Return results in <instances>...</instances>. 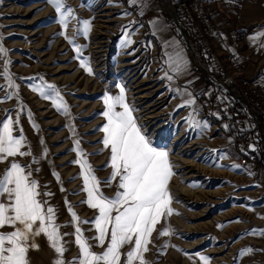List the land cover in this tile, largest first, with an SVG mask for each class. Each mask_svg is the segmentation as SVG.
Wrapping results in <instances>:
<instances>
[{
    "label": "rangeland",
    "instance_id": "374dc122",
    "mask_svg": "<svg viewBox=\"0 0 264 264\" xmlns=\"http://www.w3.org/2000/svg\"><path fill=\"white\" fill-rule=\"evenodd\" d=\"M165 1L168 9L161 0H140L136 4L129 0H64L66 7L62 11L70 6L74 16L68 18V27L62 28L59 14L47 0H0V44L8 50L6 56L0 55V122L9 117L15 121L19 114V124L13 123V135L19 137L22 132L26 138L22 150L31 152L0 162V173L13 160L26 171L31 170V179L39 186V198L46 207L54 208L61 234H69L63 236V259L73 261L79 250L69 205L81 220L91 221L98 214L83 203L87 194L83 191L80 165L75 163L80 157L74 149L86 154L84 158L101 181V191L113 196L118 179L110 186L103 183L112 169L110 149L103 145L105 134L101 129L107 123L102 115L103 97L105 93L118 96L119 85L125 89V102L134 109L142 133L153 147L169 153L174 172L168 186L174 212L162 218L152 234L144 254L149 264H203L200 255L209 257L208 264H264V234L251 231L264 229V165L246 169L238 158L228 157L223 148L232 143V138L222 134L206 116L199 115L201 107L194 93L204 85L202 74L214 83L210 76L216 71L214 67L213 72L208 71L205 63L210 60L202 54L174 2ZM259 3L264 7V0ZM209 14L214 18L212 11ZM84 20L91 21L87 36L83 34ZM240 21L241 18L232 20ZM126 32L134 43L122 46ZM84 57L88 58L91 74L80 66ZM6 60L10 61L7 66ZM5 71L11 85L2 75ZM165 72L172 80L162 78ZM44 83L56 86L70 109V117L33 91V86ZM190 98L195 100L193 105L176 107ZM148 104L153 107L146 111ZM151 110L153 117L144 121ZM116 111H122L119 105ZM190 113L200 127L190 126L183 119ZM263 125L259 127V149L264 162ZM177 182L194 196L179 191ZM79 226L93 245L92 250L102 252L93 239L96 232L92 224ZM169 228L170 235H160ZM36 242L40 250L29 251L31 264H53L58 254L46 236L42 234ZM245 247L252 251L240 255L239 250ZM130 248L125 245L122 252Z\"/></svg>",
    "mask_w": 264,
    "mask_h": 264
},
{
    "label": "snow or ice",
    "instance_id": "6c2138e0",
    "mask_svg": "<svg viewBox=\"0 0 264 264\" xmlns=\"http://www.w3.org/2000/svg\"><path fill=\"white\" fill-rule=\"evenodd\" d=\"M47 2L52 4L59 14L58 23L61 27L67 28L68 18L74 16L73 9L69 6L66 11H62L66 7L64 0H47ZM138 2L140 0H129L130 4ZM82 24L83 34L87 36L91 30V21L84 20ZM60 34L64 35L63 32ZM65 38L70 43L73 42L72 37L66 36ZM2 39L3 35L0 34V40ZM132 43L134 41L126 32L122 46ZM75 51L79 54L80 47L77 46ZM7 52L8 50L0 44V55L6 56ZM8 63L10 61L6 60L5 65L7 66ZM80 66L89 74L92 73L87 57L80 60ZM176 70L173 69V71ZM2 75L8 78L11 85V78L7 71ZM162 78L172 80L173 77L165 72ZM39 79L43 81V77ZM118 87L120 89L118 96L105 93L103 97L105 110L102 115L107 123L101 129L105 134L103 145L110 149L112 169L110 176L103 183L110 186L118 179L117 190L113 196H106L101 191V181L95 176L94 169L84 158L86 154L79 149H74L80 157L75 163L80 165V175L84 182L83 191L87 194V199L83 203L97 210L98 213L93 220L85 221L80 219L70 205L68 207L71 223L76 225L74 242L78 246V256L73 261L66 262L63 259L66 251L63 236L69 234H61L59 230L61 225L55 222L54 208L46 207L45 202L39 198V186L36 180L31 179V170L26 171L24 166L13 160L3 173H0V264H31L28 253L30 250H40L36 238L42 234L46 236L50 247L58 254L53 264H149L144 254L149 250L148 245L151 243L152 234L157 230L156 226L161 219L171 216L174 212L168 187L174 172L169 153L152 146L151 141L146 138L137 124V118L133 115L134 109L125 102V89L119 85ZM45 89L49 91L46 92ZM33 91L39 93L43 99L51 100L57 110L70 117V109L55 85L44 83L42 86H33ZM194 103L195 100L190 98L183 100L176 107L182 108ZM117 105L122 111H116ZM183 119L188 121L190 126L200 127V122L196 121L191 113ZM0 123H2L0 162H7L9 157L17 155H31L30 151L22 150L26 143L22 132L19 137L13 135V123L19 124V114L15 121L9 117ZM33 127L38 126L33 124ZM204 127H207L206 122ZM76 144H79V141H76ZM44 151L46 153L47 149L45 148ZM233 167H239V165H233ZM54 175L58 178V174L54 173ZM83 223L92 224L96 232L93 239L97 246L103 248L102 252L97 253L92 250L93 245L85 238L79 226ZM217 226L221 227V225ZM6 227L12 230L3 231ZM251 231L252 234H264V229H252ZM170 234V228L160 232V235ZM125 245H131V248L123 253L122 249ZM251 251L250 247H245L239 250V254L244 255ZM199 259L203 264L209 262V257L205 255H200Z\"/></svg>",
    "mask_w": 264,
    "mask_h": 264
},
{
    "label": "built area",
    "instance_id": "2783aa9c",
    "mask_svg": "<svg viewBox=\"0 0 264 264\" xmlns=\"http://www.w3.org/2000/svg\"><path fill=\"white\" fill-rule=\"evenodd\" d=\"M247 0H173L174 8L200 44V50L213 64L216 73L210 76L220 91L240 105V111L232 105H223L212 89L205 92L206 101L199 115L212 113L218 123L234 131H242L231 142L238 151H245L252 133L246 128L251 124L259 138V127L264 123V91L258 84L264 80V55L256 56L243 48L237 26L223 28L209 14L216 10L224 18L240 20ZM232 19V20H231ZM194 40V41H195ZM239 164L256 170L259 165L254 156H240Z\"/></svg>",
    "mask_w": 264,
    "mask_h": 264
},
{
    "label": "trees",
    "instance_id": "16d2710c",
    "mask_svg": "<svg viewBox=\"0 0 264 264\" xmlns=\"http://www.w3.org/2000/svg\"><path fill=\"white\" fill-rule=\"evenodd\" d=\"M173 0H168V2L172 3ZM179 16V15H178ZM180 17V16H179ZM182 20V19H181ZM145 29H147V23L145 22ZM246 30H240L239 34L240 37H242L245 34ZM178 36V35H177ZM206 66L209 72H213V66L212 64L206 59ZM204 85L203 87L194 93V97L197 100V102L200 104V107H203L206 101L205 92L207 89H212L217 98L220 100V102L223 105H232L236 110L240 111V105L235 100L227 97L225 94L221 93L219 90V87L212 83V81L209 79V77L206 74H202ZM209 120H211L213 123H215L218 128L222 131V134H224L228 139L233 138L236 135L242 136V131H234L232 129H229L225 127L224 125L218 123V119L216 116L212 113H206L204 114ZM246 128L251 131L252 138L250 141L246 142V148L245 151H238L233 143H228L227 146L223 148V151L227 154L230 158H239L241 155L249 158V156H254V159L258 165H264V162L262 161V151L259 149V138L258 135L255 134V128L251 124H247ZM249 145H252V147H249ZM246 169H250V163L246 164Z\"/></svg>",
    "mask_w": 264,
    "mask_h": 264
},
{
    "label": "crops",
    "instance_id": "0c3cea01",
    "mask_svg": "<svg viewBox=\"0 0 264 264\" xmlns=\"http://www.w3.org/2000/svg\"><path fill=\"white\" fill-rule=\"evenodd\" d=\"M214 19L223 27L237 26V28L246 30L241 37L243 48L251 51L256 56L264 54V7L260 5L259 0H247L241 13V21L231 22L228 19L219 17L216 10H211ZM258 84L264 91V80L258 79ZM264 126V125H263Z\"/></svg>",
    "mask_w": 264,
    "mask_h": 264
},
{
    "label": "bare ground",
    "instance_id": "6f19581e",
    "mask_svg": "<svg viewBox=\"0 0 264 264\" xmlns=\"http://www.w3.org/2000/svg\"><path fill=\"white\" fill-rule=\"evenodd\" d=\"M245 4V3H244ZM97 27H99L98 25H97ZM98 47V46H97ZM129 65V64H128ZM127 65V66H128ZM141 96V95H140ZM139 96V97H140ZM143 98V97H142ZM141 104H143V103H141ZM153 107V105H151V104H148L147 106H146V111H147V109H149L150 110V108H152ZM142 112V111H141ZM154 115V114H153ZM145 116V115H144ZM146 116L147 117H145V119H144V121L145 120H147V119H150L151 120V118L153 117L152 116V110L150 111V112H148L147 114H146ZM178 160V159H177ZM179 162V161H178ZM176 188H178V190L179 191H182V192H185V193H188V195H193L194 196V193L191 191V190H188V189H186V187H184V186H181V185H178V182H177V185H176Z\"/></svg>",
    "mask_w": 264,
    "mask_h": 264
},
{
    "label": "water",
    "instance_id": "95a60500",
    "mask_svg": "<svg viewBox=\"0 0 264 264\" xmlns=\"http://www.w3.org/2000/svg\"><path fill=\"white\" fill-rule=\"evenodd\" d=\"M161 1L163 2L164 6L168 9L169 7H168V5L166 4V1H165V0H161ZM180 33H181V35L184 37L183 32H182L181 30H180ZM184 40H185V39H184ZM185 43H186V45L188 46V48H189V50H190L189 43H188L186 40H185ZM195 62H196V61H195ZM195 64H196L197 67H199L200 70L206 72V69L203 68L200 64H198L197 62H196Z\"/></svg>",
    "mask_w": 264,
    "mask_h": 264
}]
</instances>
